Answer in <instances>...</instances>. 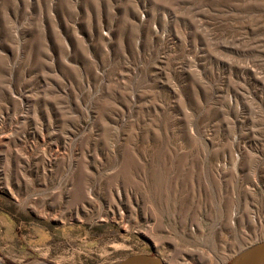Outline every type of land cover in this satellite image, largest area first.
<instances>
[{
	"label": "rangeland",
	"instance_id": "obj_1",
	"mask_svg": "<svg viewBox=\"0 0 264 264\" xmlns=\"http://www.w3.org/2000/svg\"><path fill=\"white\" fill-rule=\"evenodd\" d=\"M263 240L264 0H0V264Z\"/></svg>",
	"mask_w": 264,
	"mask_h": 264
},
{
	"label": "water",
	"instance_id": "obj_2",
	"mask_svg": "<svg viewBox=\"0 0 264 264\" xmlns=\"http://www.w3.org/2000/svg\"><path fill=\"white\" fill-rule=\"evenodd\" d=\"M241 264H261L264 260V240L253 244L241 255ZM118 264H165L157 255H134L120 261Z\"/></svg>",
	"mask_w": 264,
	"mask_h": 264
}]
</instances>
